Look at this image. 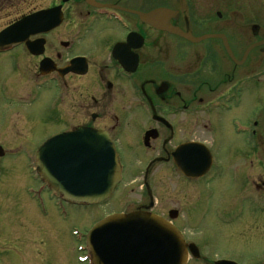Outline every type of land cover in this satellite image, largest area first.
Here are the masks:
<instances>
[{
  "label": "flooded vegetation",
  "instance_id": "obj_1",
  "mask_svg": "<svg viewBox=\"0 0 264 264\" xmlns=\"http://www.w3.org/2000/svg\"><path fill=\"white\" fill-rule=\"evenodd\" d=\"M9 28L15 39L0 46V202L14 200L2 163L31 159L33 199L45 209L49 199L64 219L84 207L62 201L34 161L49 138L90 129L119 158L120 180L97 204L115 205L106 217L170 224L186 264H264L203 254L240 221L227 240L264 243V101L255 94L264 86V0H0V34ZM196 224L203 239L189 230Z\"/></svg>",
  "mask_w": 264,
  "mask_h": 264
},
{
  "label": "water",
  "instance_id": "obj_2",
  "mask_svg": "<svg viewBox=\"0 0 264 264\" xmlns=\"http://www.w3.org/2000/svg\"><path fill=\"white\" fill-rule=\"evenodd\" d=\"M15 29L0 34V46L15 39ZM261 123L264 130V115ZM35 166L42 180L74 205L105 201L120 179L118 157L108 136L90 129L49 138L37 150ZM186 248L174 227L140 213L110 216L86 236L92 264H186ZM189 250L197 256L195 246Z\"/></svg>",
  "mask_w": 264,
  "mask_h": 264
},
{
  "label": "rangeland",
  "instance_id": "obj_3",
  "mask_svg": "<svg viewBox=\"0 0 264 264\" xmlns=\"http://www.w3.org/2000/svg\"><path fill=\"white\" fill-rule=\"evenodd\" d=\"M255 94L260 102L264 101V86L259 85ZM250 106L249 100L242 102L241 107L244 110L241 115L242 119H249ZM30 165H32L31 159H8L1 165V169L6 173L2 186L8 185V188L13 189L12 199L14 200L2 198L0 202V207H2L0 212V264H86L83 263L87 259L84 253L83 238L92 227L111 213L113 208L110 206L115 205H90L81 207L79 210L71 209V213L66 214L68 218L64 219L55 213L49 199H46L45 206L51 207L45 209L42 199H33L30 195L35 190L33 182L28 177ZM240 182L242 187L244 184L241 179ZM174 205L160 204V207L166 209ZM30 211L36 215L34 218L29 216ZM261 217L259 216V221ZM10 220H12L11 223ZM240 224L243 223L240 221L237 225H231L236 230ZM195 226L197 227L189 228L192 236L196 240L203 239L205 226L203 224ZM229 228L224 227V232L226 233ZM11 230L15 234L14 240L8 235V231ZM223 233L220 230L218 235L209 238L207 245L209 248L203 251L210 263L220 258L233 259L241 263L247 260L264 261V243L253 246L251 241H245V236L227 240L225 237L227 234Z\"/></svg>",
  "mask_w": 264,
  "mask_h": 264
}]
</instances>
